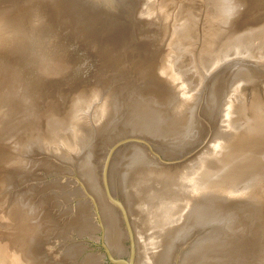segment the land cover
Returning a JSON list of instances; mask_svg holds the SVG:
<instances>
[{
    "label": "water",
    "instance_id": "1",
    "mask_svg": "<svg viewBox=\"0 0 264 264\" xmlns=\"http://www.w3.org/2000/svg\"><path fill=\"white\" fill-rule=\"evenodd\" d=\"M0 264H264V0H0Z\"/></svg>",
    "mask_w": 264,
    "mask_h": 264
}]
</instances>
